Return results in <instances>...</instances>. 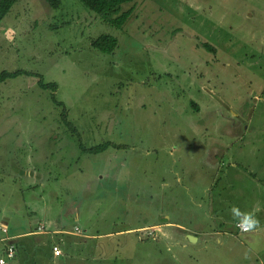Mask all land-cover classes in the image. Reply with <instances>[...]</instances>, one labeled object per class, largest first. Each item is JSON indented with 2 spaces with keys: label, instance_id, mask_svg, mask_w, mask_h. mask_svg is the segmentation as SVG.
<instances>
[{
  "label": "rangeland",
  "instance_id": "obj_1",
  "mask_svg": "<svg viewBox=\"0 0 264 264\" xmlns=\"http://www.w3.org/2000/svg\"><path fill=\"white\" fill-rule=\"evenodd\" d=\"M61 1L19 0L0 24V74L58 85L0 83V258L47 264L33 242L5 251L46 222L61 264H264V0H131L122 29Z\"/></svg>",
  "mask_w": 264,
  "mask_h": 264
},
{
  "label": "trees",
  "instance_id": "obj_2",
  "mask_svg": "<svg viewBox=\"0 0 264 264\" xmlns=\"http://www.w3.org/2000/svg\"><path fill=\"white\" fill-rule=\"evenodd\" d=\"M18 1L19 0H0V24L2 23L4 18L10 13L13 6ZM46 1L53 9H59L62 5L61 0H46ZM79 1L83 3V5L90 12H94L96 15H98L105 24L116 29H122L129 21V19L132 17V10L127 12L122 11L123 6L125 4L130 3L131 0H79ZM118 44H119L118 39L110 35H102L92 42V46L95 49L105 54H111L115 52V50L118 47ZM20 76H34V77L36 76L37 78H39L38 86L42 90H51L53 92H56L58 89V85L56 83H46L41 75L29 73L26 71H15V72L3 71L0 74V83L10 79L18 78ZM56 104L64 108V113L62 115V120L64 125L72 134L79 135L76 128L69 121L68 110L65 107V105L58 101H56ZM80 147L84 152L89 154H99L108 150L110 147H114L116 149L120 148V146L112 144L110 142L92 148H86L81 143Z\"/></svg>",
  "mask_w": 264,
  "mask_h": 264
},
{
  "label": "crops",
  "instance_id": "obj_3",
  "mask_svg": "<svg viewBox=\"0 0 264 264\" xmlns=\"http://www.w3.org/2000/svg\"><path fill=\"white\" fill-rule=\"evenodd\" d=\"M25 173L26 174L28 173V175H33L35 177L37 176V172L36 171H29V170L26 169ZM44 219H46L45 216H44ZM42 223H44L47 226V228H48V225H47L46 222H41L40 224H42ZM4 224L7 226V230L8 231H7V233L3 232L2 230L1 231L4 234H9L10 233V229L8 228L9 227L8 223H4ZM46 226L42 225L40 227H45V229H47ZM32 227L35 228L36 226H32ZM39 228H37V231L31 230L30 232H26L24 234H19L17 236L11 237V238L10 237L6 238L5 240L8 241V245L5 246V251H7L8 248L11 245H14L15 246V251H16V257H17V253L20 252L21 247H22V249H24V246L29 248L30 245L32 244V242H33V244L35 243V241L33 239H31V238L32 237H36L37 241H38L37 242L38 244H36L37 246L32 244V246L38 248L39 251H37V253H43L45 255V257H42L41 260H43V261L47 260L48 261L47 264H61V259L67 257L68 255L66 254L65 250L62 249V247L59 246L62 249V251H63V256L55 257L54 254H53V249L52 248L55 245V243L53 241L54 240L56 241L57 238L58 239L63 238L64 233L61 232L60 230H55L53 232L47 231V230L39 231ZM181 229L186 231L185 234H184L185 235V239L187 238V236L191 235V236L196 237L197 238V242H198L200 240V236H202L201 232L197 233L196 231L187 230L186 228H182V227H181ZM240 233H248V232H240ZM26 239H28V240H26ZM45 241H50L49 242V247H47L48 248L47 250L46 249H42V247H44V246L41 243H43ZM16 257L14 259H16ZM0 259H2V258H0ZM5 264H7V263H5Z\"/></svg>",
  "mask_w": 264,
  "mask_h": 264
},
{
  "label": "built area",
  "instance_id": "obj_4",
  "mask_svg": "<svg viewBox=\"0 0 264 264\" xmlns=\"http://www.w3.org/2000/svg\"><path fill=\"white\" fill-rule=\"evenodd\" d=\"M236 227H237V229L240 231V232H249L250 230H247V231H245L244 230V228L241 226V222H239V223H237L236 224ZM0 229L3 231V232H5V233H7V226L5 225V224H1L0 225ZM45 230V227H40L39 228V231H44ZM76 232L77 233H79L80 232V230L78 229V228H76ZM7 258L9 259V260H12V259H14L15 257H16V251H15V246L14 245H11L9 248H8V250H7ZM53 254H54V256L55 257H61V256H63V251H62V249L59 247V246H53ZM6 263V261L2 258V259H0V264H5Z\"/></svg>",
  "mask_w": 264,
  "mask_h": 264
},
{
  "label": "clouds",
  "instance_id": "obj_5",
  "mask_svg": "<svg viewBox=\"0 0 264 264\" xmlns=\"http://www.w3.org/2000/svg\"><path fill=\"white\" fill-rule=\"evenodd\" d=\"M233 212L238 216L241 215L237 209H233ZM256 224L257 221L250 215H244L241 220V226L245 231L255 228Z\"/></svg>",
  "mask_w": 264,
  "mask_h": 264
},
{
  "label": "water",
  "instance_id": "obj_6",
  "mask_svg": "<svg viewBox=\"0 0 264 264\" xmlns=\"http://www.w3.org/2000/svg\"><path fill=\"white\" fill-rule=\"evenodd\" d=\"M187 239H188L191 243H195V242L197 241V238L194 237V236H191V235L187 236Z\"/></svg>",
  "mask_w": 264,
  "mask_h": 264
}]
</instances>
